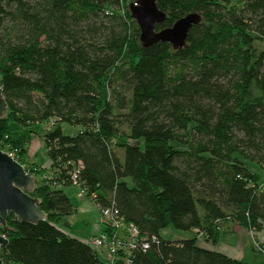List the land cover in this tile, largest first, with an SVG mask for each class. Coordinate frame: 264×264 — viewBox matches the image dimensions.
Returning <instances> with one entry per match:
<instances>
[{"label": "trees", "instance_id": "1", "mask_svg": "<svg viewBox=\"0 0 264 264\" xmlns=\"http://www.w3.org/2000/svg\"><path fill=\"white\" fill-rule=\"evenodd\" d=\"M133 1L0 0V149L27 166L30 141L53 125L48 163L26 167L46 174L31 193L46 221L9 215L7 264H252L198 238L218 243L227 222L255 239L264 230L263 174L251 166L264 171V0H156L168 17L157 30L202 16L178 51L142 48ZM72 186L115 207L149 248L111 260L68 234ZM169 227L193 238H164Z\"/></svg>", "mask_w": 264, "mask_h": 264}, {"label": "water", "instance_id": "2", "mask_svg": "<svg viewBox=\"0 0 264 264\" xmlns=\"http://www.w3.org/2000/svg\"><path fill=\"white\" fill-rule=\"evenodd\" d=\"M129 11L140 27V43L144 49L157 43H168L175 51L182 50L187 44L190 30L203 22L201 15L190 13L171 27L157 30L168 17L158 8L156 0H134L129 5ZM8 111L0 81V119ZM35 189V179L25 166L9 153L0 150V226L7 227L10 214L15 216V223L36 225L46 221L45 212L31 196ZM8 245L9 240L0 234V249ZM0 264L7 263L0 259Z\"/></svg>", "mask_w": 264, "mask_h": 264}, {"label": "rangeland", "instance_id": "3", "mask_svg": "<svg viewBox=\"0 0 264 264\" xmlns=\"http://www.w3.org/2000/svg\"><path fill=\"white\" fill-rule=\"evenodd\" d=\"M52 126H53L52 123H47L42 128L43 130L40 129L41 132H39V135L34 136L32 138V140L30 141L29 153H28V164H27V166H25V168L28 167V168L35 169L36 165H34V163L38 164V166H46V164L48 163L47 158L45 157L46 151L44 149V143L42 140L43 139L42 136H43L44 131L46 132ZM62 129L68 135H75L79 131V128L72 127V126L65 124V123L62 124ZM13 130L15 133H18L19 127L17 125H14ZM15 136H16V134H15ZM5 150L11 151L9 148H7ZM4 152H6V151H4ZM7 153L12 154V152H7ZM14 158L16 160H18L16 153H14ZM251 166L253 169L255 168L257 171H260L263 174V180H264V171L259 167H256L253 165H251ZM32 176L34 177L37 185H41L42 183L47 182L46 174H44V173H37L36 172ZM75 191H76V194H75ZM75 191L73 189L71 192L72 193L71 194L72 201L77 204V202L80 203V201L88 200V202L92 206V211L77 212L75 214V216L72 217L70 220L66 219L64 222H62L60 224V227L62 229H64L65 231H67L68 234H71L73 236H77V237L82 238V239H85L86 237L93 235L94 233L98 232L101 228H102V230H101L100 234L105 232V231L109 234L112 233L114 230H111V227H109V226L107 227L105 224H102V222L100 220V212H99L98 208L96 207V205L94 204V202L92 200H90L87 196L86 197H80L78 188H76ZM233 227L234 226L231 222H227L226 225L224 226V228L221 230V233L225 230V228H227L225 231H228V232L229 231L232 232V231L237 229V228H235V227L233 228ZM237 230L241 233H237L236 235L235 234H229V235L222 234L221 236L222 237L230 236V237H227L228 241H231V243H233V245H236V244L240 243L239 242L240 236H242V234H243L245 236L244 243H245V259H246V261H248L249 263H252V264H264V253H261V251H260V245L258 243L257 237L255 239L252 236L251 232L246 231L244 229L238 228ZM118 234H121V235H124L125 237H128L126 230H121L118 232ZM99 235H97V236H99ZM162 235L164 236V238L174 240V241L193 238L192 233L187 232V231L177 230V229L172 228V227L165 229L162 232ZM97 236H94V237H97ZM258 236L260 239H263L264 238V230L259 232ZM92 239H93V236L90 238H87L86 242H88L89 240H92Z\"/></svg>", "mask_w": 264, "mask_h": 264}, {"label": "built area", "instance_id": "4", "mask_svg": "<svg viewBox=\"0 0 264 264\" xmlns=\"http://www.w3.org/2000/svg\"><path fill=\"white\" fill-rule=\"evenodd\" d=\"M10 155L14 158L13 153ZM79 195L80 197H86V190L80 189ZM96 207L100 212V220L102 224H105L107 227H111V230L114 231L110 234L105 231L99 236L93 237L92 240L87 242L90 246L99 251H104L107 258L111 260H114L119 252L130 254L139 246L144 250L149 248L147 238L141 236L137 228L131 225H125L123 219L120 217L119 211L115 207ZM121 230H126L128 237L118 234V232ZM115 263L116 261H114L112 264Z\"/></svg>", "mask_w": 264, "mask_h": 264}, {"label": "crops", "instance_id": "5", "mask_svg": "<svg viewBox=\"0 0 264 264\" xmlns=\"http://www.w3.org/2000/svg\"><path fill=\"white\" fill-rule=\"evenodd\" d=\"M74 189V191H75V189H76V187L75 186H72V187H70V188H66V193L71 197V192H72V190ZM75 194H76V191H75ZM71 201H72V199H71ZM72 203H73V205L75 206V208H76V213L77 212H87V211H92V206H91V204L88 202V200H84V201H80V203L79 202H77V204L76 203H74L73 201H72ZM75 216V215H74ZM73 216V217H74ZM72 217H70V218H68L69 220L71 219ZM234 228V227H233ZM227 228H225V230H226ZM237 229H238V227H237ZM234 230V231H223L221 234H220V237H219V241H218V243H216V244H212V243H207L206 241H205V239H204V237L203 236H199V238H198V245L200 246V247H203V248H207V249H209V250H215V251H217V252H220V253H223V254H225V255H227L228 257H231V258H233V259H238V260H242V261H245V262H248V261H246V259H245V243H244V239H245V236L242 234V236H240V240H239V242L240 243H238V244H236V245H233V243H231V241H228V239H227V237H230V236H224V237H222L221 235L222 234H224V235H229V234H237V233H241V232H239L238 230ZM101 230H102V228L98 231V232H96V233H94L93 235H91V236H89V237H86L85 239H82V238H79V237H77V236H74V237H77V238H79V239H81V240H83V241H86V239L87 238H90V237H94V236H97V235H99L100 234V232H101ZM71 235V234H70ZM73 236V235H72ZM257 239L259 240V241H264V238L263 239H260L259 238V236H258V234H257ZM261 253H263V252H261Z\"/></svg>", "mask_w": 264, "mask_h": 264}]
</instances>
